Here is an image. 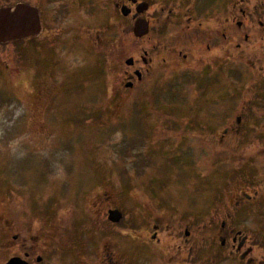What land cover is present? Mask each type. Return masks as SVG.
<instances>
[{
    "label": "flooded vegetation",
    "instance_id": "1",
    "mask_svg": "<svg viewBox=\"0 0 264 264\" xmlns=\"http://www.w3.org/2000/svg\"><path fill=\"white\" fill-rule=\"evenodd\" d=\"M142 2L147 8L137 12ZM123 5L131 9L135 46L132 64L121 69L122 84L126 90L146 80L164 84L166 111L180 114L166 120L178 130L180 155L211 174V203L198 206L203 213L182 211L176 221L138 203L143 214L130 220L95 218L91 231L82 223L84 248L58 254L44 239L26 237L25 204L18 202L14 215L10 201L0 264L13 257L27 264H216L220 257L264 264V0H0V10H19L25 20L29 11L40 24L38 34L0 46L40 48L49 13L54 23L61 16L83 20V44L90 41L91 15L97 39L107 11L120 33ZM137 19L148 21L140 38L133 34Z\"/></svg>",
    "mask_w": 264,
    "mask_h": 264
},
{
    "label": "rangeland",
    "instance_id": "2",
    "mask_svg": "<svg viewBox=\"0 0 264 264\" xmlns=\"http://www.w3.org/2000/svg\"><path fill=\"white\" fill-rule=\"evenodd\" d=\"M93 16L84 44L83 20L54 23L49 13L40 48L0 46V234L5 204L17 215L20 202L26 237L58 254L83 249L82 223L91 231L89 220L107 219V208L130 220L143 214L139 203L176 221L184 210L203 213L213 190L211 174L180 155L170 124L180 114L166 111L164 84H122L135 46L131 16H121L119 33L107 11L99 39Z\"/></svg>",
    "mask_w": 264,
    "mask_h": 264
},
{
    "label": "water",
    "instance_id": "3",
    "mask_svg": "<svg viewBox=\"0 0 264 264\" xmlns=\"http://www.w3.org/2000/svg\"><path fill=\"white\" fill-rule=\"evenodd\" d=\"M132 3H136L137 0H129ZM147 8V3L142 2L137 5V12H142ZM131 9L127 5L121 7V13L123 16H128ZM19 10L11 15L8 10H0V43H6L12 40L20 39L22 37H29L38 34L40 31V24L38 16L35 19L34 15H31L28 11L26 20L18 16ZM148 21L145 19H137L133 24V34L135 37L140 38L148 33ZM133 58L129 57L125 60L127 65H131ZM130 87V84L126 85ZM122 217V214L118 210H112L109 213V220L118 222ZM7 264H27L20 258H11Z\"/></svg>",
    "mask_w": 264,
    "mask_h": 264
}]
</instances>
